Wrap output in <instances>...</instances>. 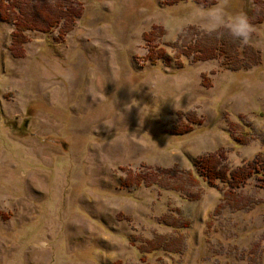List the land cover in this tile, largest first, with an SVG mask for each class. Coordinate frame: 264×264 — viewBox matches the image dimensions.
<instances>
[{
	"label": "rangeland",
	"instance_id": "rangeland-1",
	"mask_svg": "<svg viewBox=\"0 0 264 264\" xmlns=\"http://www.w3.org/2000/svg\"><path fill=\"white\" fill-rule=\"evenodd\" d=\"M217 5L0 0V264H264V0Z\"/></svg>",
	"mask_w": 264,
	"mask_h": 264
},
{
	"label": "clouds",
	"instance_id": "clouds-1",
	"mask_svg": "<svg viewBox=\"0 0 264 264\" xmlns=\"http://www.w3.org/2000/svg\"><path fill=\"white\" fill-rule=\"evenodd\" d=\"M231 0H218L216 8L211 9L204 17L209 35H215L217 39L229 37L233 42L241 45L249 44L256 29L247 13H233L231 17L227 15Z\"/></svg>",
	"mask_w": 264,
	"mask_h": 264
},
{
	"label": "trees",
	"instance_id": "trees-1",
	"mask_svg": "<svg viewBox=\"0 0 264 264\" xmlns=\"http://www.w3.org/2000/svg\"><path fill=\"white\" fill-rule=\"evenodd\" d=\"M44 17H45L44 18L45 21L51 22V25L53 24L52 23V19L54 20L53 17H46V16ZM28 21H29V18L27 16L16 19L14 23L15 27L12 32L13 40H20L18 38L22 36L23 30L27 28H31L32 24L28 23ZM201 48L202 47H200V49ZM201 51H203V49H201ZM206 57H210V56H206ZM199 163L202 166L201 173L207 176L208 180L212 177L220 176L221 174L220 169L216 168L217 165L215 164V162H213L212 156H203L201 159H199ZM259 170L260 169H255L254 167L252 169L250 167H248L247 169H244V167L235 168L229 172V177H230L228 179L229 185L232 187H237L245 181L247 176H249L253 172H260ZM261 174L264 175V172L262 171Z\"/></svg>",
	"mask_w": 264,
	"mask_h": 264
}]
</instances>
